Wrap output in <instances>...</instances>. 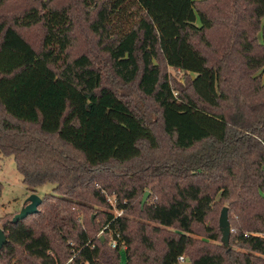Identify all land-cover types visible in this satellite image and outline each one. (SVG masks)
I'll return each instance as SVG.
<instances>
[{"label":"trees","instance_id":"16d2710c","mask_svg":"<svg viewBox=\"0 0 264 264\" xmlns=\"http://www.w3.org/2000/svg\"><path fill=\"white\" fill-rule=\"evenodd\" d=\"M56 1L0 22V155L28 190L54 186L37 214L5 227L0 264H264V0H235L227 13L251 18L263 44L224 39L212 55L217 20L196 0H84L98 9L90 29L114 76L161 110L167 152L90 56L70 58L71 13ZM40 25L38 51L20 30ZM164 68L193 76L176 88ZM217 199L241 220L230 240L246 253L208 224ZM98 208L101 220L85 221Z\"/></svg>","mask_w":264,"mask_h":264},{"label":"rangeland","instance_id":"374dc122","mask_svg":"<svg viewBox=\"0 0 264 264\" xmlns=\"http://www.w3.org/2000/svg\"><path fill=\"white\" fill-rule=\"evenodd\" d=\"M196 1L197 8L200 11L210 14L217 20L216 28L207 33L208 39L213 45V48L210 53L208 52V55H212V52L214 53L218 47H221V43L224 39H230L233 40L232 42H237L239 38L247 35V40L253 42L255 46L259 43L263 44L261 33L257 32V29H255V24L251 20V18L246 15L244 22H242L235 16L229 18V16L227 15L231 3L235 0ZM41 3L42 0H10L4 6L0 7V22L11 21L14 16L21 15L31 8L36 7L38 9H41ZM50 7L56 9L67 8L71 13V19L73 22V45L68 52L70 58L74 59L83 54L90 56L94 66L102 70L105 74L106 84L110 86L117 93V95H119L125 102H127L136 112L143 114L146 117L149 125L153 129H155V132L158 134L162 148L165 147V152H167L168 144L166 143L163 136V126L160 117L161 110L151 100L145 98L139 92L137 83L126 85L114 76L110 67V63L108 61V57L104 52L101 43H99V38L96 37L90 29L92 22L96 20V16L98 13L97 7L93 8V6H87L84 0H57ZM20 32L36 50L40 51L42 49L45 30L41 25L30 29H22L20 30ZM242 32L245 33L243 34ZM254 40L257 41L255 42ZM262 50L263 47H260L258 49L260 55ZM164 71L165 74L169 76L172 85L176 88L187 86L190 78L193 76L174 69L164 68ZM260 73L261 70L255 72L254 76H256V78H259ZM247 87L249 89V94H251V98H254L256 93L253 90V83L250 81V79L247 81ZM251 98L249 100H251ZM53 189V185L47 184L37 188L34 192L28 190V188L23 184L22 176L17 171L14 158H5L4 156L0 155V228L4 230L5 227L10 224V222H12L13 218L20 213L25 205V201L31 195L37 194L40 198L43 199L46 195L52 194ZM109 198L114 206L111 211L115 215H120L121 212L116 209V197L109 196ZM141 202V199H137L135 203V207L137 209L136 213L130 217L131 220L137 223L145 222V220L142 219L139 214L142 209ZM224 207L229 208L228 203L217 199V206L215 207L216 212L210 217V220L208 222V224L214 230L217 229V231H219V219L221 211ZM263 209L264 206H261L258 208L257 212H264ZM233 213L234 212L230 213L229 216L232 230L235 226H237V222H241V220L239 221V217L237 215L235 216V213ZM100 214V208L97 209V213L93 211L89 212L87 217L85 218V221H96L97 224L98 221L101 220ZM250 222L251 224H253L252 221ZM151 226H153V224H151ZM133 228H136V225H133ZM197 231L199 235L195 237L202 238L206 236L201 227L200 229H197ZM97 236L100 238L104 237L102 232H99ZM220 238H222L221 234ZM210 245L223 246L221 244V241L218 243L210 242ZM226 249L228 251L246 253L245 249H242L240 245L236 243L234 234H232L229 249ZM122 255L123 260L126 261V255L124 251H122ZM4 259H6V256H4ZM180 264H191V260L186 258V261Z\"/></svg>","mask_w":264,"mask_h":264},{"label":"water","instance_id":"95a60500","mask_svg":"<svg viewBox=\"0 0 264 264\" xmlns=\"http://www.w3.org/2000/svg\"><path fill=\"white\" fill-rule=\"evenodd\" d=\"M149 197H150V192H145L141 202L142 209L147 203ZM42 201H43L42 198H40L37 194L31 195L25 201V205L20 211V213L13 218L11 223L18 224L19 222L25 220L29 216L37 214L39 212V206L42 204ZM219 227L222 233V244L224 245L225 248L229 249L232 229L229 221L228 207H224L223 210L221 211V215L219 219ZM7 242L8 240L5 235V232L2 228H0V252L7 244Z\"/></svg>","mask_w":264,"mask_h":264},{"label":"built area","instance_id":"2783aa9c","mask_svg":"<svg viewBox=\"0 0 264 264\" xmlns=\"http://www.w3.org/2000/svg\"><path fill=\"white\" fill-rule=\"evenodd\" d=\"M112 246L115 247V246H116V243H113ZM185 261H186V258H185L184 256H181V257H179V259H178V262H179V263H184Z\"/></svg>","mask_w":264,"mask_h":264}]
</instances>
